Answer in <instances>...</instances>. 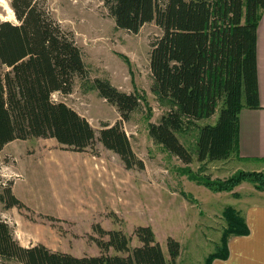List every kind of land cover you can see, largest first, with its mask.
<instances>
[{
  "label": "trees",
  "instance_id": "16d2710c",
  "mask_svg": "<svg viewBox=\"0 0 264 264\" xmlns=\"http://www.w3.org/2000/svg\"><path fill=\"white\" fill-rule=\"evenodd\" d=\"M117 28L134 34L155 23L161 36L151 44L152 91L165 113L149 124L156 145L186 165L226 162L240 157V115L261 107L257 68V33L264 0H103ZM17 23L0 21V153L16 140L52 138L76 152L100 142L120 157L127 169H144L120 122L98 132L90 122L55 94L69 96L76 83L115 106L123 121L142 107L143 98L126 93L109 80L91 78L74 34L56 21L46 0H11ZM216 121L209 122L214 119ZM196 130L194 149L179 135ZM240 182L227 181L232 190ZM255 183L264 189V175ZM0 203L21 206L12 187L0 183ZM222 250L211 255L227 259L228 241L249 235L246 218L229 207ZM101 253L75 256L43 244L24 247L12 227L0 218V260L19 264H177L179 241H167V259L151 227L139 226L132 246L122 230L97 227ZM107 237V240L104 238ZM114 251L115 254H112Z\"/></svg>",
  "mask_w": 264,
  "mask_h": 264
},
{
  "label": "rangeland",
  "instance_id": "374dc122",
  "mask_svg": "<svg viewBox=\"0 0 264 264\" xmlns=\"http://www.w3.org/2000/svg\"><path fill=\"white\" fill-rule=\"evenodd\" d=\"M10 1L0 0V21L17 23ZM46 1L54 19L74 34L92 79L109 80L143 98L128 122L97 91L83 89L81 81L71 95L55 94L54 100L68 104L98 132L120 122L145 168L127 169L100 142L76 152L52 138L16 140L0 153V183L10 184L22 204L6 209L0 203V218L22 246L43 244L78 257L100 255L98 226L122 230L133 247L140 245L135 229L149 226L167 259L172 237L182 246L177 264H207L222 250L227 208L245 217L249 204L264 203V189L253 182L256 175H264V160L199 163L195 157L186 165L156 145L149 124L166 111L152 91L150 69L151 44L161 36L159 27L146 24L137 34L121 30L103 0ZM196 134L193 130L179 137L193 150ZM232 179L240 182L232 190L222 189Z\"/></svg>",
  "mask_w": 264,
  "mask_h": 264
},
{
  "label": "crops",
  "instance_id": "0c3cea01",
  "mask_svg": "<svg viewBox=\"0 0 264 264\" xmlns=\"http://www.w3.org/2000/svg\"><path fill=\"white\" fill-rule=\"evenodd\" d=\"M257 68L261 107L244 108L240 115V157L247 163L264 160V14L257 33ZM246 211L249 235L230 238L228 258L212 264H264V203L249 204Z\"/></svg>",
  "mask_w": 264,
  "mask_h": 264
}]
</instances>
